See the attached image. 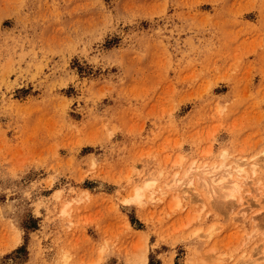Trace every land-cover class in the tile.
I'll use <instances>...</instances> for the list:
<instances>
[{"label":"rangeland","instance_id":"rangeland-1","mask_svg":"<svg viewBox=\"0 0 264 264\" xmlns=\"http://www.w3.org/2000/svg\"><path fill=\"white\" fill-rule=\"evenodd\" d=\"M13 37L0 264H264V0H0ZM197 165L238 192L207 199Z\"/></svg>","mask_w":264,"mask_h":264},{"label":"bare ground","instance_id":"bare-ground-1","mask_svg":"<svg viewBox=\"0 0 264 264\" xmlns=\"http://www.w3.org/2000/svg\"><path fill=\"white\" fill-rule=\"evenodd\" d=\"M199 166V167H198ZM203 166V165H202ZM218 168H219V166H221V165H216ZM223 166V165H222ZM227 166V165H226ZM239 166V165H238ZM205 167L206 168H210V167H208V166H206L205 165ZM212 167H214V166H212ZM193 168V167H192ZM197 168H201V170H202V172H203V177L202 178H204L205 179V187H206V193L208 194V196H207V199L209 198V199H211L213 196H214V192H216V191H220L221 193H222V195L224 196V197H229L230 196V198H231V196H234L236 193L235 192H238V191H236V189H237V187H239L240 185H239V182H238V179L237 178H234L231 174H233L234 172L233 171H235V169H229V171H228V169H227V167H226V170H222V171H225V172H220V174H222V176L220 177V174H219V177H217L216 176V172L218 171V168H217V170H216V168L213 170L212 168H211V170H209L210 172H211V174L209 175V174H207L209 171H206L207 169H205V172L203 171V167H201V165H197L196 166V170H197ZM221 168V167H220ZM225 169V168H224ZM244 169H243V166L241 167V166H239V167H237V169H236V172H241V171H243ZM190 171H192V170H190ZM227 171V172H226ZM245 171V170H244ZM187 172H189V171H187ZM209 172V173H210ZM235 172V173H236ZM190 173V172H189ZM195 173L196 174H198V173H200V172H198V171H195ZM188 175V174H187ZM200 176L202 175L201 173L199 174ZM209 175V176H208ZM188 176H190V175H188ZM198 176V175H197ZM230 176H232V177H230ZM242 176V175H241ZM187 177V176H186ZM185 178V177H184ZM189 178V179H188ZM179 179V178H178ZM183 179V178H182ZM199 179V178H198ZM173 180H175V179H173ZM177 181V180H176ZM185 181V180H184ZM200 181H201V179H200ZM178 182V181H177ZM176 182V183H177ZM179 182H181V180L179 181ZM191 182H193V177L191 176V177H187V181H186V183H191ZM202 182H204V181H202ZM153 183V180H151V179H146L144 182H143V184L142 185H138V186H136L135 188H134V191H133V193H132V195H130V196H128V197H126L125 198V202L127 201V202H130V201H134V202H140L141 201V199H142V197H143V194H144V189L146 188V187H148V186H150L151 184ZM170 185H174L173 183H169ZM179 184V183H178ZM181 184H183V182L181 183ZM169 185V186H170ZM175 185H177V184H175ZM174 185V186H175ZM202 185V184H201ZM168 186V187H169ZM178 186V185H177ZM177 186H175V187H177ZM181 186V185H180ZM186 186V185H185ZM184 185H182V187H185ZM190 185H188L187 187H189ZM171 187V186H170ZM184 189V188H183ZM182 189V190H183ZM239 189V188H238ZM184 191L186 192V190L184 189ZM187 193H189V192H187ZM258 198V197H257ZM252 208V206L251 205H249L248 204V206L247 207H244L243 209H242V211H243V214H245V213H249V210ZM249 219H250V222H251V227H252V229H254L255 228V226H256V224H257V222H256V220H257V218H256V215L255 214H253V215H250V213H249ZM212 229L213 228H211V232H212ZM255 230V229H254ZM253 230V235L252 236H255V234H256V231H254ZM252 232V231H251ZM210 235H211V233H210ZM249 235V234H248ZM262 253H264V249H263V251H261ZM263 258H264V256H263ZM259 258H257V261H259L258 260ZM254 263H256V258H254Z\"/></svg>","mask_w":264,"mask_h":264},{"label":"clouds","instance_id":"clouds-1","mask_svg":"<svg viewBox=\"0 0 264 264\" xmlns=\"http://www.w3.org/2000/svg\"><path fill=\"white\" fill-rule=\"evenodd\" d=\"M13 39V43L11 45H9L7 43V41H3V42H0V59H3V55L5 53V50L6 48L8 49L9 51V57L8 59L10 61H12V63H18V61L16 60H13V55H18L19 56V60L20 62L23 61L24 59V56L27 55L26 52L24 51H20L19 53H16V49L17 48H20V49H23V43L21 41V39H17L15 37L12 38ZM3 65H0V67H2ZM13 70H16L15 68ZM23 71V70H21ZM249 179H252V177H248ZM259 188H260V191L262 194H264V173L261 174V180H260V184H259ZM198 194H203L199 189L197 190ZM247 195L251 196L252 195V192L249 190L247 192ZM261 211H264V208L261 209ZM213 227H215V225H213ZM209 231H211V229H208ZM200 231H203V229H196L195 231L191 232V235L192 236H196ZM262 236H264V234H262ZM262 242H264V240H262ZM206 251H209V252H216L217 249L215 248H209V249H206ZM230 253H224V256H229ZM196 264H234L233 261H230V260H199L196 262Z\"/></svg>","mask_w":264,"mask_h":264},{"label":"snow or ice","instance_id":"snow-or-ice-1","mask_svg":"<svg viewBox=\"0 0 264 264\" xmlns=\"http://www.w3.org/2000/svg\"><path fill=\"white\" fill-rule=\"evenodd\" d=\"M126 203H127V201H126Z\"/></svg>","mask_w":264,"mask_h":264}]
</instances>
